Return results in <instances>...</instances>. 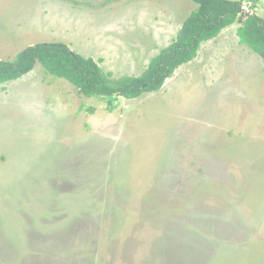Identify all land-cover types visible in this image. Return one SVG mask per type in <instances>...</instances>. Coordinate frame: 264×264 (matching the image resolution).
<instances>
[{
	"label": "rangeland",
	"instance_id": "rangeland-1",
	"mask_svg": "<svg viewBox=\"0 0 264 264\" xmlns=\"http://www.w3.org/2000/svg\"><path fill=\"white\" fill-rule=\"evenodd\" d=\"M196 6L0 0V59L60 41L139 75ZM238 25L135 98L39 63L0 83V264H264V62Z\"/></svg>",
	"mask_w": 264,
	"mask_h": 264
},
{
	"label": "trees",
	"instance_id": "trees-1",
	"mask_svg": "<svg viewBox=\"0 0 264 264\" xmlns=\"http://www.w3.org/2000/svg\"><path fill=\"white\" fill-rule=\"evenodd\" d=\"M109 1V0H107ZM196 8L183 20L171 42L154 55L139 75L114 77L98 62L73 51L63 42H44L20 50L13 60L0 59V83L16 79L39 63L44 71L70 82L80 95L106 98L138 97L159 90L175 69L192 60L200 44L237 22L240 45L247 46L264 62V18L243 8L240 0H192Z\"/></svg>",
	"mask_w": 264,
	"mask_h": 264
},
{
	"label": "crops",
	"instance_id": "crops-1",
	"mask_svg": "<svg viewBox=\"0 0 264 264\" xmlns=\"http://www.w3.org/2000/svg\"><path fill=\"white\" fill-rule=\"evenodd\" d=\"M237 41H238V37H237Z\"/></svg>",
	"mask_w": 264,
	"mask_h": 264
}]
</instances>
